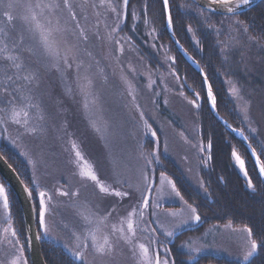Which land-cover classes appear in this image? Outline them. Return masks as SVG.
I'll use <instances>...</instances> for the list:
<instances>
[{
    "label": "rangeland",
    "instance_id": "1",
    "mask_svg": "<svg viewBox=\"0 0 264 264\" xmlns=\"http://www.w3.org/2000/svg\"><path fill=\"white\" fill-rule=\"evenodd\" d=\"M12 2L16 6L8 11L13 16V21L9 24L7 18L3 16L6 9L0 7V24L8 25L12 35L23 32L24 46L31 48L34 53L29 55L25 52L24 56L26 62L38 70L39 87L34 89L33 95L44 111L45 127L43 133L28 135L20 125L12 123L0 125V144H6L19 153L30 168L32 181L35 180L40 185L41 191H48L53 196L50 212L46 217L51 235H44V230L38 226L40 239H49L72 254L69 249H75L78 243L73 234L83 238L85 229L91 227L85 223L83 217L91 216L94 221H98L111 209H115L111 216L99 224V231L96 233L97 243H103V237L109 236L110 242L114 244L113 253L110 256H98L91 247V241H88L90 246L86 250L87 264H138V247L134 255L133 246H138L140 243L149 247L150 255L158 252L163 259L165 254L160 252L163 246L158 245L156 238L161 232L165 234L166 231H173L175 235L186 230L183 228L186 223L181 222L192 223V220L188 215L183 216L181 211L190 212V209L180 196L175 195L168 183L169 178L164 175L167 179L161 182V173L154 172L155 160L146 169L150 177L147 184L142 181L140 173L144 169L145 161L140 153L143 152L144 156H148L155 149L159 157L165 155L183 170L188 181L196 188L202 185L198 175L200 163H197V159L202 158L205 161L204 153L199 150L201 142L196 137L198 133L196 106L190 103L193 99L186 96L182 84L172 70L174 56L169 51V47L158 40L157 31L143 10L140 12L138 9H127V15L130 16L121 17L122 31L112 35L117 39L130 37L131 40L130 42L121 40L124 51L120 53L117 46L108 39L111 28L119 22L116 14L106 7H87L83 13L79 7H76L74 11L78 14V18L81 15L88 17L85 27L88 29L89 40L84 43L79 39V32L75 29L74 22L70 20L68 10L64 9L63 12L58 13L60 25L70 26L71 30L55 32L54 39L61 55L69 47L75 46L73 55L76 63L82 62V67L78 74L75 65L72 68H65L61 61L57 70V67L52 66L54 62L43 51L39 33L31 30L34 25L25 24L21 19L26 14L21 5L25 2L36 3L38 0H12ZM74 2L78 4L80 0ZM96 2L98 3V0ZM113 2L122 4V0H113ZM36 11L39 13V9ZM97 12L99 17L96 15ZM132 13H135V17ZM37 18L45 25L49 18L53 23L56 20L55 17H48L47 13L38 14ZM97 18L100 20L98 29L92 27ZM145 20L148 21L147 24ZM236 22L237 20L230 21L231 36L228 43L225 42L224 51L236 53L235 71L239 72V77L231 79L227 83V89L239 111L240 106L245 102L249 105V119L245 121L240 111L241 116L250 130L256 129L255 134L257 133L262 143L264 142V93H262L264 89L261 90L259 82L264 76V58L258 55L240 23ZM81 23H84L83 20ZM97 31L99 39L95 34ZM168 32L176 45L177 40L175 38L174 42L172 39L174 34L171 27L170 29L168 27ZM84 77L90 79L92 83L89 88L82 91L80 85L86 83ZM150 80L156 81L151 88L148 87ZM233 87L239 89V96L242 99L232 94ZM93 99L96 101L94 104ZM34 111L29 110L33 120ZM141 112L144 113L143 117L140 116ZM23 119L24 117L21 116V120ZM145 120L151 125V129L157 132L156 137H152L144 127ZM92 121H96L101 127L105 123L108 125L103 138L101 133L96 132L92 127ZM232 133L236 137L239 134L238 131ZM238 136L246 144L244 137L240 134ZM148 137L151 138L150 145L144 144ZM72 142L78 145L84 159L94 167L100 180L117 190L128 191L131 195L123 198L107 195L101 193L94 182L81 179L75 164L70 163L74 160V153L71 151ZM21 153H28V156ZM2 157L4 158L3 155ZM29 158L38 161L35 168L28 163ZM4 160L9 164L5 158ZM113 161L119 166L121 179L127 181L123 187L113 174ZM10 167L15 171L11 165ZM18 177L20 178L19 175ZM0 178V184H4L16 198L12 189L1 176ZM35 187L36 185L33 184L32 188ZM57 189L67 191L70 195L60 196ZM77 191V196L71 195L72 192ZM31 198L35 205L36 199ZM142 198L149 202V207L142 209L144 221L151 222H140L136 236L129 244L117 238L119 233L112 234V225L120 227V218L126 217L133 206L140 208ZM164 203L173 207L166 209ZM174 204H179L182 210ZM171 211L177 212L178 215L170 216L168 213ZM4 217L5 211L0 202V235H4L2 230L8 223ZM159 224L163 226L162 231H157L161 229ZM178 224L180 227H176ZM143 228H147V231L140 230ZM153 228L156 229L155 233L152 232ZM244 229V227L239 229L238 235L233 237H237L236 240L242 242V247L238 248L242 252L225 251L243 264L249 261H245L242 254L248 249L251 240ZM210 230L206 227L196 235L197 237L184 238L192 242V245L195 242L198 246L197 256L206 252L204 247L214 249L216 246L214 240L207 238ZM7 235L14 244L15 238H12L10 233ZM13 244L7 241L0 242V264H11L12 259L20 256L17 249L21 244L15 246ZM185 250L188 252L187 249ZM214 253L220 255L217 251ZM23 257L30 264L29 256L24 251ZM42 257L44 259L43 253Z\"/></svg>",
    "mask_w": 264,
    "mask_h": 264
},
{
    "label": "trees",
    "instance_id": "2",
    "mask_svg": "<svg viewBox=\"0 0 264 264\" xmlns=\"http://www.w3.org/2000/svg\"><path fill=\"white\" fill-rule=\"evenodd\" d=\"M168 3L169 8L166 11L163 8V0H129L128 9L146 12L149 22L157 31L158 40L169 47V51L174 56L172 70L182 84L186 96L195 100L198 105L196 106L198 128L196 137L205 146L211 141L212 148L206 151L205 156L206 160L209 155L211 159L207 160V163H200L198 167L199 179L202 181L199 188L193 186L183 170L165 155L160 156V163L156 161L154 164V172L163 173L169 178L175 184L180 197H183L182 201L196 208L200 216V224L199 222L195 224L196 228L190 232L188 230L178 232L171 241L167 238L166 241L162 240L163 243H158L163 246L160 252L170 256L178 252L180 257L172 264H185L183 263L185 259L192 260V256L184 249L186 239L210 224L223 223L233 227L250 228L251 239L258 242L259 248L247 264H264V185L248 148L222 124L224 122L232 129L243 130L244 135L248 137L247 141L256 149L257 155L264 162V149L261 148L257 133H253L248 128L227 89V83L239 77V72L235 71L236 53L224 51L225 42L228 43L231 36L230 21L237 20L243 29H248L245 35L251 40V45L258 55L264 58V0L238 15L215 14L197 6L191 0H168ZM169 13L173 21L172 32L180 46L201 68L215 97L217 117L222 122L213 113L203 76L179 52L171 40L167 28ZM189 28L191 31L188 30ZM259 83L261 90L264 89V76ZM150 139L146 138L144 144L150 145ZM233 150L245 161L247 177L239 167L233 165ZM0 153L15 169L23 183L32 187L31 171L24 158L6 144H0ZM248 179L252 180L254 188L248 187ZM8 194L11 224L27 254L22 212L16 198L11 192ZM40 240L47 264H81L60 245L49 239ZM194 261L196 263L192 264H232L226 263L216 255L200 254Z\"/></svg>",
    "mask_w": 264,
    "mask_h": 264
},
{
    "label": "snow or ice",
    "instance_id": "3",
    "mask_svg": "<svg viewBox=\"0 0 264 264\" xmlns=\"http://www.w3.org/2000/svg\"><path fill=\"white\" fill-rule=\"evenodd\" d=\"M211 5H219L222 8H225L228 13L234 12V6L239 7L241 4L247 5L250 3V0H209ZM129 5V0H122V4L117 2L114 3L113 0H80L77 4L74 0H38L36 3L25 2L21 6L25 9L26 14L21 17L22 21L25 24H32L34 27L31 29L32 31H36L39 33L40 43L43 48L45 55L51 59L53 63V67H57L59 63L62 61L65 68H72L75 65L77 73L79 74L80 68L82 67V62L76 63L75 56L73 55V49L75 46H71L65 50L64 54L61 55V52L58 48L57 42L54 39V33L58 31H70V26H61L60 25V18L58 13L63 12L64 9L68 10L69 18L75 24V29L79 32V39L87 43L89 40L88 36V29L85 25L88 22V17L86 15H81L78 18V14L74 11L76 7L81 9V13L87 7L92 8H107L110 12L116 14L117 22L112 28L111 33L108 36V39L112 41L116 46L117 50L120 53H123L124 47L121 43V40H125L126 42H130V37H122L120 39L115 38V33L122 31L121 23L123 22L121 17L127 16V9ZM12 0H0V7L6 9L3 12V16L7 18L9 24L13 21V16L10 15L8 10L15 7ZM163 8L167 11L169 8L168 0H163ZM36 9H39V13H37ZM47 13L48 17H55V23L53 20L49 18L47 20V24H41L38 20V14L43 15ZM97 17H99V12H97ZM133 17H135V13H132ZM83 20V24L81 23ZM172 16L171 14H167V24L169 27L172 26ZM147 24L148 21L145 20ZM237 24L240 22L237 21ZM67 24V22H66ZM100 24L99 18L93 23L92 27L98 29ZM191 31V28L188 29ZM219 31V30H217ZM244 32H247L248 29L244 28ZM11 30L8 25L0 24V125H6L8 123L20 125L24 128L25 132L28 135H36L38 133H43L44 131V121L45 115L44 111L41 107L39 102H36V99L33 95L34 89L39 87V79H38V70L31 67L29 63L26 62L24 53L27 52L29 55H33V51L31 48H27L24 46L25 44V36L23 32L16 33L15 35L10 34ZM97 38L99 39L98 31L95 33ZM89 55H91L89 53ZM57 70L59 68L57 67ZM86 83L81 84V90L83 91L86 88L91 86V80L87 77H84ZM156 83L155 80H150L148 87L151 88L152 85ZM131 87V85H130ZM70 91V89H69ZM232 94L237 96L238 98L242 99L239 96V89L233 87L231 89ZM131 95V93H130ZM209 98L212 100V106L215 107V97L212 96V89L209 87L208 89ZM133 99L135 97L133 96ZM96 101L95 99L92 100L94 104ZM194 106L196 105V101H190ZM85 107H88V104H85ZM139 107V105H137ZM29 110L34 111V120L33 117H30ZM240 111L243 114V118L245 121L249 119L248 111L249 105L245 102L243 105L240 106ZM21 116L24 117L21 120ZM140 116L143 117L144 113L141 112ZM31 121V122H30ZM92 127L98 133H101V138H103V133L107 131L108 125L105 123L103 127L99 126L96 121H92ZM144 127L148 129L152 137H156L157 132L151 129V125L148 124L147 120L144 121ZM7 129H5L6 131ZM233 131H238L241 136L244 137L245 140H248V137L244 135L243 130L233 129ZM251 131L253 133L256 132L255 128H252ZM195 146V145H194ZM251 147V145H249ZM212 148L211 141L205 146L201 141L199 145L200 152H205ZM261 148L264 149V142L261 143ZM71 151L74 153V160L70 161V163H74L76 168L78 169V174L81 179L86 181L94 182L97 188L101 193L107 195H114L117 197H128L131 195L128 191H121L117 190L116 188L112 187L111 185H106L105 182L99 179L94 167L89 164L82 155L78 145L75 142L71 143ZM22 155L28 156V153H21ZM141 157H143L145 164L144 169L141 170V179L142 181L147 184L149 180V174L146 171L148 165L153 163V161H159L160 157L156 153V150L153 149L148 156H144L143 152L140 153ZM252 155L256 157V163L259 165V173L261 176H264V162L261 161L260 156L257 155L256 149L252 148ZM151 157V158H149ZM232 157L235 160V163L239 166V168L243 171L245 177L248 176L247 171L245 170V161L241 158V156L233 150ZM211 156L207 157V160H210ZM207 160L204 163H207ZM38 161L29 158L28 163L32 165L33 168L36 167ZM113 174L117 180V182L123 187L127 181L121 179V174L119 171V166L113 161ZM167 179L163 173L160 175V180L163 182ZM35 184L36 187L32 188L28 185H25V192L30 196L36 199V204L34 205V210L36 212L38 226L44 230V235H51L50 229L47 224L46 217L50 212V205L53 200V196L49 194L48 191H41L40 185L36 183L35 180L31 182ZM168 183L171 185L173 192H175L176 196H180V193L176 191L175 184L168 180ZM248 187L254 188L252 184V180H247ZM130 187V185H129ZM57 192L60 196H69L70 193L67 191H63L61 189H57ZM35 194V196H34ZM72 196H77V192H72ZM183 200V197H180ZM0 202H2V207L5 211V220L8 222L7 227L3 228V234L0 235V242L7 241L9 244H13V240L8 238L10 236L15 238V243L13 246L19 244V237L14 227H12L11 219H10V204H9V194L4 184H0ZM140 204L142 208H137L133 206L131 211L127 213L126 217L120 218V227H116V225H112V234L115 235L119 233L117 237L120 240H124L125 242L131 244L133 242V238L136 236L137 228L140 222L150 223L151 221H144V211L142 209H147L149 207V202L147 199H141ZM185 204L187 202L185 201ZM158 207V205H157ZM190 209L192 215L190 217L193 221H199L200 216L197 214L196 208L192 207V205H187ZM112 211L115 209H111L105 217H101L98 221H94L91 216H84L83 219L86 224L90 225L84 231L83 238L81 236L75 235L76 244L75 249H69L72 252V255L81 262V264H87V254L86 250L89 248L88 241H91V247L94 249L96 255L105 257L110 256L114 251V244L110 242L109 236L105 235L103 237V243H97V235L96 233L99 231V224L103 223L108 216H111ZM170 216H177L178 213L175 211H171L168 213ZM155 215V213H152ZM137 218V219H134ZM158 223V222H157ZM181 223H187V221H182ZM126 226V227H125ZM163 227L162 225L160 226ZM176 227H180V225H176ZM141 231H147V228L140 229ZM248 236H252V231L250 228L244 229ZM152 232L155 233L156 229L153 228ZM165 235L171 237L174 235L173 231H166ZM39 238V236H38ZM67 247V245H65ZM134 255L136 254L135 249L138 247L139 252V260L138 264H172L167 257L161 258V255L157 252L153 255L149 254V247L143 243L134 245ZM259 244L255 239H251L249 243L248 249L242 254V258L245 261H248L254 253L258 250ZM20 252V256L12 259L11 264H28L27 259L23 257L24 245H20L17 249ZM196 251H199L197 249Z\"/></svg>",
    "mask_w": 264,
    "mask_h": 264
},
{
    "label": "water",
    "instance_id": "4",
    "mask_svg": "<svg viewBox=\"0 0 264 264\" xmlns=\"http://www.w3.org/2000/svg\"><path fill=\"white\" fill-rule=\"evenodd\" d=\"M191 1L197 6L203 8L204 10H207L215 14L238 15V14H241L253 8L255 5L260 3L262 0H250V3L247 5L241 4L239 7L234 6L233 13H228L225 8H222L219 5H211L209 3V0H191ZM172 39L174 40L175 38L172 36ZM176 45L178 49L181 52H183L182 51L183 49L179 46V44L177 43ZM187 60L202 75L198 65L191 59H187ZM206 86H207V89H209V85L207 84V82H206ZM213 110H214V114L216 115L215 107H213ZM218 120L222 122L220 118H218ZM225 126L227 127V125ZM228 130L231 132H234L233 129H231L230 127H228ZM249 149L252 152V148L249 147ZM0 176L7 183V185L12 189V191L15 193V196L21 206V210L23 213L24 227H25V242H26V248H27L30 263L31 264H46L42 257V253H41V242H40V237L38 238L39 234L37 230L36 212L34 210L32 198L25 192L24 190L25 185L22 183V181L20 180L16 172L4 160L1 154H0Z\"/></svg>",
    "mask_w": 264,
    "mask_h": 264
},
{
    "label": "bare ground",
    "instance_id": "5",
    "mask_svg": "<svg viewBox=\"0 0 264 264\" xmlns=\"http://www.w3.org/2000/svg\"><path fill=\"white\" fill-rule=\"evenodd\" d=\"M167 28H168V24H167ZM174 37V36H173ZM175 38V37H174ZM178 43V42H177ZM179 44V43H178ZM179 46H180V44H179ZM176 47H177V45H176ZM181 47V46H180ZM182 48V47H181ZM177 49H178V47H177ZM183 49V48H182ZM179 50V49H178ZM183 52H181L180 50H179V52L185 57V55H186V57H187V59H191L192 61H194L193 60V58L183 49L182 50ZM185 54V55H184ZM185 57V58H186ZM195 62V61H194ZM197 64V63H196ZM198 67H199V65H198ZM199 69H200V72L202 73V70H201V68L199 67ZM200 74V73H199ZM202 75H203V73H202ZM203 79H204V82H205V85H206V82H207V79L203 76ZM207 84H208V82H207ZM209 100H210V102H211V104H212V100L209 98ZM215 115V114H214ZM216 116V115H215ZM222 124L224 125L225 123L224 122H222ZM225 125H227V124H225ZM224 125V127L228 130V127H230L229 125H227V127ZM231 128V127H230ZM232 129V128H231ZM239 135V134H238ZM237 135V138L239 139V140H241L240 139V136H238ZM243 143H244V141L243 140H241ZM246 143L247 144H245V146L248 148V151L251 153V156H252V158H253V160L256 162V157L255 156H253L252 155V152H251V150L249 149V142L246 140ZM252 148V147H251ZM204 153V160H206V158H205V156H206V151L205 152H203ZM234 159V158H233ZM204 161L202 160V159H197V163H203ZM233 165L235 166V167H239L236 163H235V160L233 161ZM256 165H257V169L259 170V165L256 163ZM261 176V175H260ZM261 179H262V182H263V185H264V176H261ZM192 184V183H191ZM194 185V184H193ZM169 204H166V203H164V206H165V208L167 209V208H170L171 207V205L170 206H168ZM179 210L181 209L182 210V208H181V206L179 205V204H174ZM173 206V205H172ZM152 207V206H151ZM140 208H142V206H140ZM164 208V209H165ZM182 212V214H183V216L184 215H188V217H191V215H192V213H191V211L190 212H186V211H181ZM36 222H37V217H36ZM198 222H199V224H200V220L199 221H193L192 220V223H186L185 224V227H183V228H186V230H188L189 232L192 230V229H194V228H196V226H195V224H198ZM159 225H161V224H159ZM227 227H230V228H233V229H243V227H233V226H231V225H229V224H221V223H213V224H210V225H208V227L207 228H209V229H211L212 230V232H210V233H207V238L208 239H212V240H214V242H216V246L214 247V249H212V248H209L208 249V246L207 247H204V250H206V252H204V250H203V254L202 255H208V256H210V255H215V251H217V253H219L220 255H217L216 254V256H218L221 260H224L226 263L227 262H230V263H232V264H243V263H240L239 261H238V259L237 258H235V257H231L230 255H228V253L227 252H225L226 250H227V248H229L230 247V250L229 251H234V252H239V253H241L242 252V250H238V248H241L242 247V242L241 241H238V240H236V238L237 237H235V238H233L234 236H236V235H230V234H223V233H227L228 231L226 230V232H224V230L225 229H227ZM37 228H38V222H37ZM157 231H162V228L159 230V229H157ZM164 233V232H163ZM38 234H39V231H38ZM197 234H200L199 232L198 233H195L193 236L195 237ZM206 234V233H205ZM204 234V235H205ZM213 234H214V237H213ZM215 234H216V238H215ZM39 236H40V234H39ZM197 237V236H196ZM169 239L170 241L173 239V236L172 237H168V236H166L165 234H162V232H161V234H159V236L156 238V240L158 241V243H163V241L162 240H164V241H166V239ZM24 242H25V238H24ZM192 242H189L188 240H186V242H185V245H184V249H187L188 250V254H190L191 256H192V260L191 261H189L188 259H185L184 260V262L183 263H187V262H191L190 264H192V263H196L195 261H194V259L197 257V248H198V246H196L195 245V242H193L194 243V245H192L191 244ZM160 245V244H159ZM228 246V247H226V246ZM25 246H26V242H25ZM226 247V248H225ZM181 250H182V248H180ZM26 250H27V248H26ZM161 250V249H160ZM220 250V251H219ZM154 253H156V252H153V254ZM27 254H28V252H27ZM71 256H73L72 254H70ZM164 256H169L170 258H168L169 260H170V262H174L176 259H178L179 257H180V253H178V252H176V253H174V254H172V256H170V254L168 255V254H166V255H164ZM74 257V256H73ZM248 262H246V263H244V264H247ZM31 264V263H30ZM188 264V263H187Z\"/></svg>",
    "mask_w": 264,
    "mask_h": 264
},
{
    "label": "crops",
    "instance_id": "6",
    "mask_svg": "<svg viewBox=\"0 0 264 264\" xmlns=\"http://www.w3.org/2000/svg\"><path fill=\"white\" fill-rule=\"evenodd\" d=\"M226 230L228 231L227 233H223V234H230V235H238L237 233H239L240 232V230H238V229H233V228H230V227H227V229H225L224 230V232H226ZM210 232H212V230H210ZM192 237H194V236H192ZM226 246V245H225ZM226 247H228V246H226ZM230 250V247L229 248H227V250L226 251H229ZM228 255H229V253H228Z\"/></svg>",
    "mask_w": 264,
    "mask_h": 264
}]
</instances>
